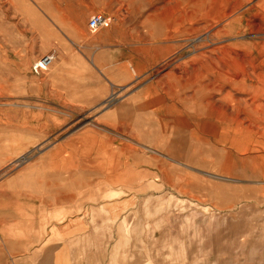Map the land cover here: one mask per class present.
<instances>
[{
  "label": "rangeland",
  "instance_id": "374dc122",
  "mask_svg": "<svg viewBox=\"0 0 264 264\" xmlns=\"http://www.w3.org/2000/svg\"><path fill=\"white\" fill-rule=\"evenodd\" d=\"M97 14L114 23L91 34ZM105 34L119 70H101ZM172 107L192 123L176 162L149 146L176 139ZM210 115L217 138L201 145ZM125 142L154 158L121 175ZM58 203L76 209L52 215ZM0 212L14 257L264 264V0H0Z\"/></svg>",
  "mask_w": 264,
  "mask_h": 264
},
{
  "label": "crops",
  "instance_id": "0c3cea01",
  "mask_svg": "<svg viewBox=\"0 0 264 264\" xmlns=\"http://www.w3.org/2000/svg\"><path fill=\"white\" fill-rule=\"evenodd\" d=\"M111 35L105 34L102 35V43L104 44V48L102 51L98 54L101 58L100 61L104 62L107 60L105 64L101 67V70H119V39L115 36L114 40H111ZM118 39V40H117ZM111 40V41H110ZM79 56L88 63V54L86 53H79ZM80 59V58H78ZM89 76H87L88 78ZM108 84V83H107ZM101 87L105 90L106 85L102 84ZM91 84L88 83L87 85L81 84L78 86H74V88H71L69 91V95L73 94L74 92H78L79 94H86L90 93L91 91ZM70 100V99H68ZM171 118L166 116V119L164 120L165 128L168 136L174 135L176 139H168L165 137L164 144L167 146H164V149H160L161 142L158 143L156 138H153L150 141V149L154 156H159L167 161L170 162H176L175 160H181L183 157L186 156L187 152V145H188V127L192 123L190 122L188 118V114L186 111L182 112L178 108L172 107L171 111ZM122 122H130L131 116L127 111L122 112ZM160 117V116H159ZM196 129L194 130L195 137L198 142H201V145L206 143L214 142V140L217 138L218 134V118H214L213 115H210L207 120L201 119L200 121L195 122ZM174 127V129H173ZM169 129V131H168ZM173 129V131H172ZM156 130V128H155ZM173 132V133H172ZM170 134V135H169ZM127 142H130L127 140ZM122 143L119 144V174L124 175L128 172L129 169H135L140 167V161L141 160H147L150 161L153 156H145L144 154L140 153L138 150L134 149L133 146L130 143ZM202 147V146H201ZM121 151V153H120ZM163 151L164 153H162ZM58 207H53L52 209V215H56V213L59 214L61 209H64L63 211H69L71 209H76L75 204H69L67 206H64L60 208L59 203L57 205ZM57 208V209H56ZM6 216L3 212H0V221L4 219ZM54 223V222H53ZM56 225L55 223L53 226ZM76 225V224H75ZM57 228H59V224L56 225ZM17 245V244H16ZM7 246H12V244H6V240L0 239V248H6ZM17 257V256H16ZM14 257L11 254H9L6 250L0 249V264H31L30 259L36 257L38 258L36 264H61L60 260H58L57 255L46 253L41 256L38 255H23L21 257ZM22 260V261H17ZM24 259V260H23ZM26 259V260H25Z\"/></svg>",
  "mask_w": 264,
  "mask_h": 264
},
{
  "label": "built area",
  "instance_id": "2783aa9c",
  "mask_svg": "<svg viewBox=\"0 0 264 264\" xmlns=\"http://www.w3.org/2000/svg\"><path fill=\"white\" fill-rule=\"evenodd\" d=\"M114 19L104 14H97L90 19L89 31L91 34H98L103 30H108L113 26ZM54 56H48L43 58L34 67L36 74H40L42 71H46L54 62Z\"/></svg>",
  "mask_w": 264,
  "mask_h": 264
},
{
  "label": "bare ground",
  "instance_id": "6f19581e",
  "mask_svg": "<svg viewBox=\"0 0 264 264\" xmlns=\"http://www.w3.org/2000/svg\"><path fill=\"white\" fill-rule=\"evenodd\" d=\"M223 6V4H222ZM233 8V7H232ZM226 9V8H225ZM227 10V9H226ZM236 14V13H235ZM238 14V13H237ZM227 16V14L225 13V17ZM238 16V15H237ZM234 17V16H233ZM232 18V17H230ZM229 18V19H230ZM237 18V17H236ZM244 21H245V15H240L231 25H236L238 27V31L239 33H241V31L244 29L243 25H244ZM232 22V21H231ZM229 23V22H228ZM216 28V27H215ZM222 28V27H221ZM229 28V27H228ZM236 29V28H235ZM223 30V29H222ZM231 30V29H230ZM252 30V29H251ZM226 31V30H225ZM228 31V30H227ZM230 34V33H229ZM224 35V34H223ZM197 39V38H196ZM210 40V39H209ZM49 69V68H48ZM47 69V70H48ZM47 72V71H46Z\"/></svg>",
  "mask_w": 264,
  "mask_h": 264
}]
</instances>
